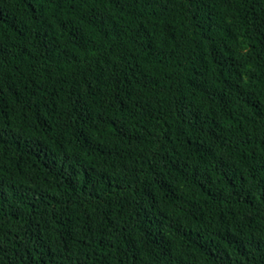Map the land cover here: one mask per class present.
Masks as SVG:
<instances>
[{
  "label": "trees",
  "instance_id": "obj_1",
  "mask_svg": "<svg viewBox=\"0 0 264 264\" xmlns=\"http://www.w3.org/2000/svg\"><path fill=\"white\" fill-rule=\"evenodd\" d=\"M0 264H264V0H0Z\"/></svg>",
  "mask_w": 264,
  "mask_h": 264
}]
</instances>
